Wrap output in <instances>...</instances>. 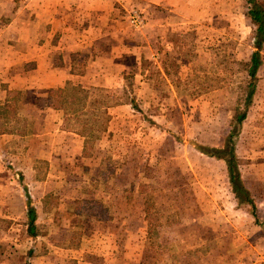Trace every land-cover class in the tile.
<instances>
[{
  "label": "rangeland",
  "instance_id": "1",
  "mask_svg": "<svg viewBox=\"0 0 264 264\" xmlns=\"http://www.w3.org/2000/svg\"><path fill=\"white\" fill-rule=\"evenodd\" d=\"M257 1L264 5V0ZM26 2L0 0V9L8 12L12 6L25 7ZM112 2L128 29L121 46L127 47L132 69L110 91L84 92L70 84L54 89V103L67 110L66 127L87 137L86 157L78 170L64 169L61 175L49 177V188L62 198L60 210L50 213V218L65 219L62 224L43 223L45 215H38L36 232L43 241L35 246L36 253L47 244L59 243L79 252V260L73 257L72 264H264L263 233L250 207H236L223 180V161L203 156L190 161L194 151L173 138L202 141L208 144L207 151L229 157L223 153L232 148L231 143L224 151L213 146L222 134L228 132V138L237 128L235 117L242 112L248 81L245 63L255 50L264 56V44L260 48L253 44L250 2ZM134 14L139 24L132 21ZM9 19L0 16V23ZM158 22L161 25L155 26ZM136 40L147 42L140 63L139 49L133 45ZM260 75L263 78L264 67ZM214 90L218 92L205 95ZM88 95L95 104L90 102L85 109ZM14 96L27 94L17 91ZM127 99L141 109L111 108V114H106L103 106L109 101ZM249 128L245 148L249 141L255 146L263 130ZM17 129H24L21 123ZM189 152L185 157L189 164L181 175L184 159L179 154ZM166 153L177 155L168 161V168ZM238 155L242 170L248 169L246 154ZM38 170L43 172L44 167L38 165ZM262 191L259 188L255 198L262 197ZM81 199L96 200L99 208L109 211L108 219L95 204L92 211L101 220L75 215L73 207ZM256 214L263 223L264 208L256 209ZM13 227L22 232V226Z\"/></svg>",
  "mask_w": 264,
  "mask_h": 264
},
{
  "label": "crops",
  "instance_id": "2",
  "mask_svg": "<svg viewBox=\"0 0 264 264\" xmlns=\"http://www.w3.org/2000/svg\"><path fill=\"white\" fill-rule=\"evenodd\" d=\"M112 6L111 0H27L25 7L12 6L8 12L0 9V16L10 17L5 24L0 23V264H72L73 257H80L76 249L61 248L59 243L45 245L42 253L35 250V246L40 247L38 243L43 241V237L38 240L40 236L36 232V225L40 222L38 215H45L43 223L54 220L62 224L65 219L62 215L50 218V213L60 210L62 198L49 188L52 181L49 177L61 175L64 169L78 170L80 160L86 157L87 137L73 127H66L67 110L54 103L53 91L69 84L84 92L90 88L110 91L116 80L132 69L127 47L121 46L128 29ZM159 25L161 22L155 24ZM145 43L143 40L133 43L135 49H139L136 53L139 63L145 52ZM140 67L141 64L138 70ZM263 67L264 56L257 69L250 102L246 108L245 96L242 102L245 117L240 123L236 120L240 112L235 117L237 128L232 137L239 183L246 192L244 198H239L233 190L225 158L209 154L206 150L208 144L202 141H186L175 135L173 138L178 144L187 145L189 151H194L179 154L184 159L179 168L181 175L187 163L185 157L190 153V161L193 158L201 160L200 156L223 161V180L236 207L252 209L251 216L264 238L261 226L264 221L260 222L256 214V209L264 208V76L261 78L260 75ZM246 76L248 78L247 70ZM17 91H23L27 96L17 99L14 96ZM216 92L218 90L205 95ZM245 93L247 96V90ZM92 97L88 95L82 107L86 109L90 102L95 104ZM133 103L131 99L125 103L109 101L103 107L108 116L111 108L131 106L132 109H141ZM20 123L23 130L17 129ZM107 125L103 128L104 133ZM249 127H262L263 130L257 134L259 142L253 146L249 141L245 148V133ZM224 134L213 147H226L230 136L226 138L228 132ZM238 153L246 154L248 169L242 170ZM165 155L164 164L168 168V161L177 155ZM38 165L44 167L43 172L38 170ZM259 188L263 190V196L257 199L255 193ZM92 204L103 210L108 219L109 211L99 208L94 199L76 202L73 213L101 220L92 211ZM31 225L34 227L29 230ZM13 226H22V232L17 233Z\"/></svg>",
  "mask_w": 264,
  "mask_h": 264
},
{
  "label": "trees",
  "instance_id": "3",
  "mask_svg": "<svg viewBox=\"0 0 264 264\" xmlns=\"http://www.w3.org/2000/svg\"><path fill=\"white\" fill-rule=\"evenodd\" d=\"M248 1L250 2V5H251L248 10V15L255 25L253 44L256 48H260L264 44V5L257 0H248ZM261 61H262V56L260 52L255 50L251 54L249 61L245 63L247 74H248V81L246 85L247 96L245 95V98H246L245 108L248 106L250 99H251V95L254 91L256 81H257L256 73H257L258 67L261 64ZM245 108L241 113L238 114L236 118L237 123H240L245 117ZM234 129L236 130V128ZM234 134H235V131H233L231 135L229 134L230 136L229 143H231L232 148H229V151H225L223 154L224 155L230 154L229 157H226V163H227V169L229 171L230 181H231L233 190L235 191L237 196L242 199L246 195V192L244 191V189L241 187L239 183V179L237 175V166L235 164L236 160L234 159V156H233L232 137ZM221 150L224 151V149H221ZM208 153L214 156H217V157H224L222 155V152H220L219 154L213 150L211 152L208 151ZM85 203H88V202H85ZM29 212H31L30 209H29ZM33 227H34L33 225L29 226V230H31Z\"/></svg>",
  "mask_w": 264,
  "mask_h": 264
},
{
  "label": "built area",
  "instance_id": "4",
  "mask_svg": "<svg viewBox=\"0 0 264 264\" xmlns=\"http://www.w3.org/2000/svg\"><path fill=\"white\" fill-rule=\"evenodd\" d=\"M132 17H133L132 21L134 23L139 24L141 22V20L139 19V17L136 14H134Z\"/></svg>",
  "mask_w": 264,
  "mask_h": 264
}]
</instances>
